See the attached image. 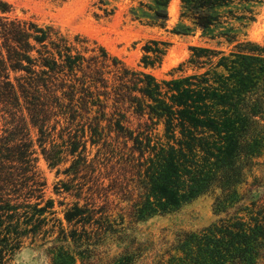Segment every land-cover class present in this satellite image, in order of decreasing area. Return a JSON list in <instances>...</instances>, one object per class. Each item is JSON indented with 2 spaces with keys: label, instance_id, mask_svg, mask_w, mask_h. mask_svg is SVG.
Instances as JSON below:
<instances>
[{
  "label": "trees",
  "instance_id": "trees-1",
  "mask_svg": "<svg viewBox=\"0 0 264 264\" xmlns=\"http://www.w3.org/2000/svg\"><path fill=\"white\" fill-rule=\"evenodd\" d=\"M168 2L138 0L129 12L165 28ZM259 2L180 0L172 32L199 30L218 45H233L192 46L178 69L190 73L156 80L84 39L72 42L51 26L8 16L10 6L0 1V264L22 238L52 232L42 229L53 203L44 200L32 130L51 167L63 155L72 159L68 169L93 174L95 157H109L99 162L109 168V184L102 185L101 171L91 177L102 204L91 196L82 206L73 203L64 212L69 229L59 221L57 240L86 247L107 238L123 241L125 220L170 213L212 194L213 210L223 216L174 232L160 242L151 264L264 263V193L245 203L240 191L252 159L264 151V46L237 39ZM161 44L151 40L142 47L145 67L160 62ZM87 142L98 146L91 160ZM111 195L128 206L111 207ZM129 242L109 264H132L152 250L151 243ZM52 254L53 264H75V254L82 264L87 260L69 251Z\"/></svg>",
  "mask_w": 264,
  "mask_h": 264
},
{
  "label": "rangeland",
  "instance_id": "rangeland-1",
  "mask_svg": "<svg viewBox=\"0 0 264 264\" xmlns=\"http://www.w3.org/2000/svg\"><path fill=\"white\" fill-rule=\"evenodd\" d=\"M6 2L10 8L7 13L10 17L32 19L40 25H48L56 29L69 41L74 38L84 39L89 46L103 48L111 57L117 59L125 68L140 71L153 76L156 80L176 78L191 72L190 69L180 71L179 64L184 62L190 54L192 46H208L216 49L227 50L231 47L226 43L216 44V40H209L201 36L196 30L189 34H176L172 29L179 19L180 0H169L167 6L168 20L165 28L151 26L144 21L134 19L129 8L137 4L138 0H0ZM148 1V0H142ZM106 11V12H105ZM188 24V22H185ZM239 41L247 40L264 46V0H260L254 7L252 18L239 27L237 33ZM155 40L160 43L162 55L160 62L153 67L144 66L142 60L146 55L142 47L148 41ZM150 55V54H149ZM104 124V123H102ZM3 125L0 118V132ZM158 132H162V124L157 126ZM36 150V167L40 176L44 179V200H52V207L42 217L46 218V224L42 229H50L45 236L39 234L36 237L28 235L22 238L21 245L14 251H8L4 257L7 264H53L52 251H69L71 254L80 253L87 260L83 264H109L111 258L129 246V240H133L134 246L140 243H151L152 250L145 253L132 264H151L153 252L159 247L161 241H170L173 233L178 230H194L210 224L223 214H216L213 210V195L204 194L182 205L179 209L165 214H156L145 220L128 223L123 241L107 238L105 243L99 246H88L80 243L75 246L69 240L61 242L57 240L59 221L66 228L64 212L73 203L79 206L95 199L96 205H101L96 198L95 186L92 175L101 171L100 180L106 186L110 180L105 176L109 168H100L99 162H105L109 157L99 153L95 157V171L93 174L84 173L80 169L75 173L68 169L71 164L70 157H64L56 166H49L43 158L40 148L35 142L34 131H31ZM88 160L93 159L98 146H90L87 142ZM114 162V160H113ZM247 176V183L242 185L240 191L244 192L245 203L250 199L258 200L264 193V151L252 159V166ZM90 188V189H89ZM89 189V190H88ZM94 191V192H93ZM109 200L118 207H126L127 202L119 199V196H109ZM34 199L31 200L33 202ZM117 209L113 210V217ZM41 238H43L41 240ZM84 251V253H82ZM93 251V252H91ZM92 253H94L92 255ZM89 255V256H88ZM75 264H82L80 256L75 254ZM264 264V263H263Z\"/></svg>",
  "mask_w": 264,
  "mask_h": 264
}]
</instances>
